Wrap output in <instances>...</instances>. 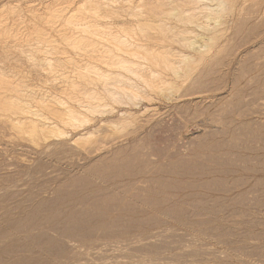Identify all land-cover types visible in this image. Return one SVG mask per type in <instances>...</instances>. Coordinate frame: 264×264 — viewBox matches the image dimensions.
Segmentation results:
<instances>
[{"label":"rangeland","instance_id":"obj_1","mask_svg":"<svg viewBox=\"0 0 264 264\" xmlns=\"http://www.w3.org/2000/svg\"><path fill=\"white\" fill-rule=\"evenodd\" d=\"M9 1L20 8L60 2L0 0L3 17L20 13L3 8ZM234 3L210 65L196 61L192 78L178 79L175 91L135 119L104 124L82 142L35 140L0 121V264L22 257L47 264L53 255L58 264H264V0ZM121 14L101 21L137 20ZM30 31L20 33L37 35ZM14 45L4 49L0 39V73H13L17 87L27 83L24 92L40 96L50 85L57 93L62 83L49 78L60 72L52 69L70 66L43 70L26 58L38 60L39 46Z\"/></svg>","mask_w":264,"mask_h":264},{"label":"bare ground","instance_id":"obj_2","mask_svg":"<svg viewBox=\"0 0 264 264\" xmlns=\"http://www.w3.org/2000/svg\"><path fill=\"white\" fill-rule=\"evenodd\" d=\"M117 2L122 3L118 10L110 8L115 7L113 3ZM234 4V0H60L51 8L47 4L44 7L20 8L21 4L19 6L17 1L6 2L2 5L3 8L17 11L16 8L19 6L20 13L18 12L15 18L11 15L16 19H12L13 21L11 17L0 15V33L16 36V34L21 35L20 32H29L33 29L32 32L37 35L29 37L26 32L25 35L28 37L19 41L18 38L24 34L17 36L18 38H10L3 34L4 36L0 38L1 47L12 48L11 45L15 44L14 46L28 50L39 46L43 53L38 60L32 54H26V58L31 61L30 64L40 65L43 70L46 66L51 68L61 64L69 65L70 68L52 69L60 73L59 76L51 77L48 81L57 80L62 84L57 87L58 89L55 85L57 93H53L54 91L49 93L51 86L44 85L46 89L39 90L42 91L40 96L37 92L36 95L31 94V89L24 92L22 88L24 83L22 87H17L13 73L7 72V75L0 73V107L3 108L0 109L2 111L0 121L11 128L19 127L21 131L34 138L52 135L58 139L82 142L94 139L104 124L109 123L112 127H117L118 122L135 119L136 115L148 111L153 101L162 95L161 93L170 95L172 90L175 91L179 83L178 79L192 78L189 72L195 68L193 64L196 61L210 65L215 58L212 54L213 49L219 43L221 36L218 32L221 30L223 32L222 28L226 24L224 15L233 9ZM105 9L110 13L108 14ZM35 10L41 11L36 13ZM26 11L30 15V26L24 19L27 15L24 13ZM121 11H125L124 15L135 17L137 20L128 25L125 22L117 24L101 21L110 16H123L120 15ZM150 32L153 35L148 34ZM43 34L50 36L42 40ZM174 43L180 47H175ZM21 75L17 74L20 80L24 81ZM29 79L25 78L28 83L31 81ZM192 81L195 80L191 79L189 83ZM32 83L30 84L33 85ZM192 83L187 82L190 86L197 84V82ZM24 87L27 88V83ZM30 88L34 90L35 86ZM27 96H31V101L37 99L36 103L30 102ZM104 116L109 117L104 118ZM67 126L73 131L67 132L65 130ZM132 133H137V130ZM147 209L158 210L154 206ZM18 227L22 228V226ZM76 235L79 236L78 233ZM49 237L51 238V235ZM25 258L20 259L22 264L27 263ZM59 258L58 255L48 257L47 264H58ZM41 264H44V261Z\"/></svg>","mask_w":264,"mask_h":264}]
</instances>
